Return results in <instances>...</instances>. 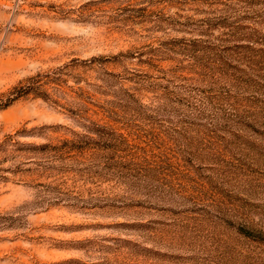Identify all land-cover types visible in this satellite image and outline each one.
Wrapping results in <instances>:
<instances>
[{
  "label": "rangeland",
  "instance_id": "1",
  "mask_svg": "<svg viewBox=\"0 0 264 264\" xmlns=\"http://www.w3.org/2000/svg\"><path fill=\"white\" fill-rule=\"evenodd\" d=\"M263 12L0 0V264H264Z\"/></svg>",
  "mask_w": 264,
  "mask_h": 264
},
{
  "label": "trees",
  "instance_id": "2",
  "mask_svg": "<svg viewBox=\"0 0 264 264\" xmlns=\"http://www.w3.org/2000/svg\"><path fill=\"white\" fill-rule=\"evenodd\" d=\"M232 11H230L229 13H228V16L227 17H230V18H232ZM264 13V12H263ZM238 17V23H240V22H243V19H245L244 18V16L242 17V16H237ZM236 17V18H237ZM256 17H260V14L258 15V16H256ZM263 19H264V16H261ZM261 24H263L264 25V21H262L261 22ZM256 33H258L259 34V36L260 37H262V38H264V34H261L259 31H255ZM258 39H260V38H258ZM246 40H248V41H252V39L251 38H247ZM258 40H256V42H257ZM250 44H248V45H246V46H249Z\"/></svg>",
  "mask_w": 264,
  "mask_h": 264
}]
</instances>
